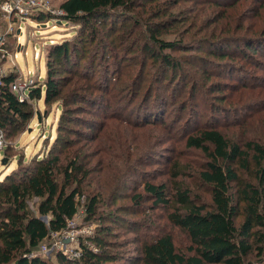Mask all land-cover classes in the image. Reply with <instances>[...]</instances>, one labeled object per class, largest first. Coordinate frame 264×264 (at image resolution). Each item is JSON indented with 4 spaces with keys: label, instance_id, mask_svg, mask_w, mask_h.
<instances>
[{
    "label": "trees",
    "instance_id": "trees-1",
    "mask_svg": "<svg viewBox=\"0 0 264 264\" xmlns=\"http://www.w3.org/2000/svg\"><path fill=\"white\" fill-rule=\"evenodd\" d=\"M180 1L62 0L59 7L63 13L55 15L38 12L33 15V19L41 23L56 19L59 24L66 22L78 27L77 31L72 33L73 37L52 43L49 47V55L55 59L56 64L67 66L79 44L93 45L94 42L104 40L98 22L105 25L113 13L118 15L123 12L122 14H127L132 21V27L138 29L139 33H145L140 38L141 41H147L143 51L147 57L160 63V70L164 71L163 75L160 73L163 87L175 91L173 100L179 99L181 102L187 87H190L191 95L197 96L200 81L189 76L186 62L197 63L196 66L203 69L205 77L211 78L208 87H212L216 92L217 100L210 108H217L218 114L223 117L230 115L227 111L233 113L237 109L261 105L258 100L248 101L243 106L240 103L223 106L220 102L233 98L232 95L224 94L226 90L239 91L237 101L242 99L243 95L260 93L256 92L260 90H257L258 84L253 81L261 74L252 70L248 64L257 69H264V32L255 25L252 28L246 26L247 29L253 30L246 34L224 29L220 33L211 32L209 35L188 38L181 31L193 23L197 13L189 17L191 19H176L173 7ZM211 1L221 12H228L239 3V0ZM256 1L261 7L264 6V0ZM260 6L258 14H262L261 10L264 9ZM181 23L184 26H180ZM243 25L241 23L240 28ZM193 41L219 44L217 47L208 46L205 50L208 55L195 52L178 54V51L191 49L192 46L189 45ZM238 61L242 62L233 64ZM210 63L227 68L211 72ZM213 76H218L219 79L212 78ZM16 77L15 74L6 75L0 90V128L5 134L10 125L18 126L20 119L31 118V113L26 110L29 100H20L12 89L11 84ZM62 85L61 79L55 77L52 68L48 67L45 78L37 80L29 90V96L40 98L44 92L45 102L50 103L62 97ZM151 89L153 94L149 91ZM149 90L146 98L142 99L143 108L149 109L147 111L151 112L153 119H140L139 125L157 122L155 119L160 115L164 118L168 110L165 102L166 92L160 90L156 83H152ZM84 98L82 101H85ZM76 107L86 109L88 106L76 104ZM185 109L186 102L182 101L180 113ZM220 118L218 116L215 121H209L207 117L204 123L194 121V126L184 132L180 139L182 142L184 140L186 147L201 150L205 154L207 160L202 162L192 175L197 174L209 187L212 202L210 208L194 196L184 179L189 170L182 160H177L171 166V189L166 182L147 181L143 184L144 191L130 194L131 204L122 206L130 213H139L142 202L150 200L153 208L164 209L167 222L188 234V252L179 250L172 233L164 231L144 239L138 234L139 251L118 253L112 248L116 245L102 234L101 231L104 230H99V234L87 241L93 243L97 250L83 244L84 251L79 258L59 251L56 258L60 264H76L80 260L82 264H124L118 262L119 259L138 261L141 264H253L250 256L257 240L260 241L261 251L264 250V141L230 135L225 129L229 124L221 123ZM162 122L163 125L168 123L165 120ZM244 122L246 117L236 120L234 125ZM92 134L97 138L98 132ZM71 154L70 151L64 154L59 150H50L41 157L36 156L33 160L29 158L32 160L31 165L18 167V171L15 170L7 175L5 180L0 181V264H51L36 251L42 241L50 237L52 232L65 229L68 221L77 214V197L82 192V183L89 175L79 161L80 155L72 157ZM78 154H84V151H79ZM235 163H239L238 166L245 170L253 165L256 176V182L242 183L236 196L232 191V183L239 182ZM73 183H76V186L73 187ZM34 197L39 199L40 214L48 215V220L31 211L29 200ZM99 201L98 196H93L87 203L89 219L99 215L102 219H119L125 224L133 220L128 218L125 212L118 210L120 206L107 214L101 213L98 211ZM139 227L135 229L140 231Z\"/></svg>",
    "mask_w": 264,
    "mask_h": 264
},
{
    "label": "rangeland",
    "instance_id": "rangeland-1",
    "mask_svg": "<svg viewBox=\"0 0 264 264\" xmlns=\"http://www.w3.org/2000/svg\"><path fill=\"white\" fill-rule=\"evenodd\" d=\"M50 2L52 6L58 7L62 0ZM259 6L256 0H239L237 7L230 8L228 12H221L211 0H181L173 10L175 18L179 20L188 19L197 13L193 23L189 24L186 21L189 25L181 31L186 37L193 38L209 35L211 32L220 33L224 29L246 34L253 31L246 26L252 28L255 25L264 32V21L261 20L264 19V9L261 10L262 14H258ZM122 13L118 15L113 13L105 25L98 22L104 40L94 42L93 45L79 44L67 66L56 64L55 59L49 55V47L52 43L73 37L72 33L78 29L76 25L66 22L59 24L52 19L45 23L34 19L20 20L22 33L18 34L20 28L17 23L14 31L8 36V49L17 52L18 56L11 58V55L0 63L6 75L27 76L30 73L35 80L34 85L37 80L45 78L50 67L54 71V76L63 83L62 97L50 103L45 102L44 92L40 98L28 96L27 100L30 103L26 110L31 113V118H22L18 126L10 125L7 128V134H4L0 145V181L5 180L6 176L15 170L18 171L21 166L31 165L33 158L48 154L50 150H59L64 154L70 151L72 157L80 155L79 161L84 171L89 174L81 185V194L77 197V214L68 221L63 231L51 234L42 241L36 251L51 264H60L56 258L59 251L79 258L84 251L83 244L97 250L93 243L87 241L99 234V230H104L101 231L102 234L116 245L112 248L118 253L139 251L138 234L144 239L164 231L172 233L179 250L188 252L190 244L188 234L167 222L164 209L153 208L150 200L142 202L139 213H130L124 209L122 206L132 202L130 194L142 193L143 184L147 181L166 182L171 189V166L177 160H182L189 170L184 179L194 196L201 199L207 208L211 207L209 187L197 174L192 175L197 167L207 160L205 154L201 150L186 147L184 140L180 141L184 132L194 126V121L204 123L207 117V120L215 121V118L220 116L221 123L229 124L225 129L230 135L264 141V108H261L264 106V69H257L254 65L248 64L252 70L261 74L253 81L258 84L257 90H260L256 92L260 93L254 92L252 95L243 96L241 94L243 98L237 101L239 91L226 90L224 94L232 95L233 98L220 102L223 106L238 103L243 106L248 101L258 100L261 105L237 109L233 113L227 111L230 115L223 117L222 114H218L217 108H210L217 100L216 92L212 87H208L211 78L205 77L203 69L196 66L197 63L185 62L189 76L194 80L198 79L200 83L196 91L197 96L190 94V87L186 88L182 101L186 102L187 109L180 113L182 101L173 100L172 95L175 91L163 87L161 77L164 71L160 70V63L147 57L143 51L147 41H141L140 38L145 33H139L138 29L132 27V21L127 14ZM239 22L244 24L242 28ZM183 23L180 26H184ZM0 25L3 31L6 30L7 20L1 13ZM18 44L22 45L21 49H18ZM218 44L193 41L189 45L192 46L191 49L178 51V54L195 52L208 55L206 48L217 47ZM36 50L39 51L38 55L35 53ZM14 62L17 66L13 65ZM221 68L227 67L210 63L211 72ZM212 78L219 79L218 76ZM152 83H156L160 90L166 92L165 102L168 110L164 118L160 115V119H155L157 122L139 125L140 119H153L151 112L147 111L149 109L143 108L142 100L149 91L153 94V89L149 90ZM82 98L85 101H82ZM148 100L149 98L146 102ZM76 104H87L88 107L76 109ZM245 117L246 122L234 125L236 120ZM162 120L168 122L167 125H163ZM92 132H98L97 138ZM78 150L84 151V154H78ZM238 164L235 163L234 166L239 174V182L232 183L235 196L242 183L256 182L253 165L245 170ZM72 186H76V183ZM93 196H98L100 200L98 211L101 213L107 214L120 206L118 210L125 212L124 214L133 220L125 224L119 219L115 221L102 219L99 215L89 219L87 203ZM38 204L37 197L29 200L33 214L48 220V215L40 214ZM136 222L142 224L138 225ZM138 226L140 231L135 229ZM261 250L260 241L257 240L250 256L253 264H264V250ZM118 262L141 264L138 261L128 262L124 259H119ZM76 264H82L81 260Z\"/></svg>",
    "mask_w": 264,
    "mask_h": 264
},
{
    "label": "built area",
    "instance_id": "built-area-1",
    "mask_svg": "<svg viewBox=\"0 0 264 264\" xmlns=\"http://www.w3.org/2000/svg\"><path fill=\"white\" fill-rule=\"evenodd\" d=\"M38 12H49L57 15L63 13V10L59 6H52L50 0H0V13L5 17V20H7L6 30L3 31L0 25V63H2L3 59L8 58L11 55V58L18 56L17 52H12L8 49V36L12 33V31H14L16 24L19 23L18 27L20 28V33L18 34H21L22 31L19 21L24 19H33V14ZM52 20L53 22L56 21V19ZM19 38L20 35H18V39ZM21 47L22 45L18 44V49H21ZM35 53L38 55L39 51L36 50ZM13 65L17 66L15 62ZM5 76L6 74L2 71L0 66V90ZM34 83L35 80L30 73H28L27 76L20 74L13 80L11 86L18 95V98L20 100H24L28 98L29 90L34 86ZM4 134V130L0 128V145L2 144ZM54 233L56 232H52L51 234Z\"/></svg>",
    "mask_w": 264,
    "mask_h": 264
},
{
    "label": "water",
    "instance_id": "water-1",
    "mask_svg": "<svg viewBox=\"0 0 264 264\" xmlns=\"http://www.w3.org/2000/svg\"><path fill=\"white\" fill-rule=\"evenodd\" d=\"M44 25V24H43Z\"/></svg>",
    "mask_w": 264,
    "mask_h": 264
}]
</instances>
